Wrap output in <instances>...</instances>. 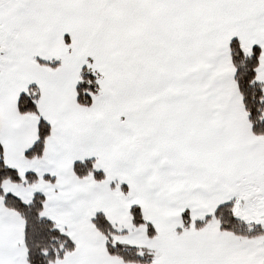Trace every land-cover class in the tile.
Wrapping results in <instances>:
<instances>
[{"label":"snow or ice","instance_id":"6c2138e0","mask_svg":"<svg viewBox=\"0 0 264 264\" xmlns=\"http://www.w3.org/2000/svg\"><path fill=\"white\" fill-rule=\"evenodd\" d=\"M0 264H264V0H0Z\"/></svg>","mask_w":264,"mask_h":264}]
</instances>
